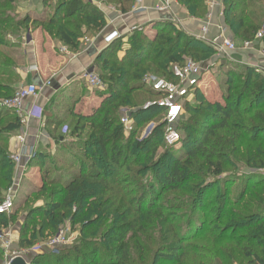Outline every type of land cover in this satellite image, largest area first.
Returning a JSON list of instances; mask_svg holds the SVG:
<instances>
[{
  "label": "trees",
  "instance_id": "trees-1",
  "mask_svg": "<svg viewBox=\"0 0 264 264\" xmlns=\"http://www.w3.org/2000/svg\"><path fill=\"white\" fill-rule=\"evenodd\" d=\"M131 2L114 0L122 13ZM176 2L192 18L207 12V0ZM14 4V0L0 1V100L11 96L20 80L17 65L1 49L7 46V36L18 38L22 31L41 29L75 52L83 37L106 24L104 14L88 0H42L51 11L37 19L18 17ZM221 14L235 40L251 42L264 22V0H222ZM151 23L114 38L96 57L94 66L104 70L98 74L105 85L97 91L100 104L85 115L72 112L76 122L72 131L67 126V133L76 135L77 152L67 171L55 172L50 180L48 168L37 191L43 205L27 211L22 234L42 236L39 218L49 230L62 224L71 203L68 193H74L81 182H99L101 190H110L109 216L95 237L80 238L57 252L47 249L29 264H264V176L255 171L264 167V77L250 65L228 62L218 82L221 100L210 101L196 88L194 101L184 104L189 115L178 124L183 129L181 153L176 155L173 147L166 146L157 154L165 145L164 123L143 138L137 133L162 109L139 107L134 94L160 98L161 93L144 83L146 74L176 81L172 66L182 64V57L202 63L214 49L173 22ZM260 43L264 49V36ZM124 107H136L130 112L133 129L128 136L120 122ZM61 123H55L52 134L57 142L65 139L54 134ZM19 128L17 115L0 106V201L13 180L8 142ZM46 156L35 152L27 164L38 166L37 160ZM237 184L231 195V186ZM96 221L89 216L80 232L84 234ZM32 244V239L21 243Z\"/></svg>",
  "mask_w": 264,
  "mask_h": 264
},
{
  "label": "crops",
  "instance_id": "crops-1",
  "mask_svg": "<svg viewBox=\"0 0 264 264\" xmlns=\"http://www.w3.org/2000/svg\"><path fill=\"white\" fill-rule=\"evenodd\" d=\"M88 1L95 4L105 16L106 24L101 30L83 37L77 51L72 52L61 42L53 40L48 35L45 36L41 29H37L35 34L29 37L27 53L24 52L25 66H17L16 68L21 79L19 83L14 85L15 88L33 83L39 89L38 97L27 99L24 103L25 107L38 105L44 111L41 120L31 118L26 128L25 143L32 146L33 153H46L56 146L52 136L56 122L65 121L66 116L72 112L88 114L100 104L101 97L97 95L99 89L89 87V92L82 94L84 88L88 87L82 78V74L87 70L95 73L94 61L100 51L111 42L107 41L109 34L116 31L119 37H123L130 34L133 27L144 24L150 25L151 22L159 20L173 22L184 29L187 34L198 38L204 22V16L202 18L190 17L177 2H172L171 7L166 11L156 10L160 0H144L138 9L131 2L128 10L122 13L111 4L94 2V0ZM50 11V7L43 6L42 0H21L15 8L18 17L30 15L36 19L45 17ZM221 30L224 35L231 37L227 33L220 10L213 9L206 37L212 39L218 36ZM147 31L150 35L155 34L152 28H147ZM63 49L68 50V53L63 52ZM258 49L259 47L255 45L246 50L238 49L231 53V61L251 67H261L264 71V57L260 55ZM259 73L264 77V72ZM46 82H49V85H46ZM205 96L208 100L212 98L206 92ZM190 100H193V97ZM216 100H221V95H215L214 101ZM52 119H54L53 122H50ZM62 124L63 122L56 126V132L60 130ZM10 146L15 148L17 143L11 140ZM16 152L13 151L12 153ZM21 185L18 190L21 189Z\"/></svg>",
  "mask_w": 264,
  "mask_h": 264
},
{
  "label": "rangeland",
  "instance_id": "rangeland-1",
  "mask_svg": "<svg viewBox=\"0 0 264 264\" xmlns=\"http://www.w3.org/2000/svg\"><path fill=\"white\" fill-rule=\"evenodd\" d=\"M20 1L21 0H14L16 6L19 4ZM94 2L100 1L94 0ZM109 4H111L114 8L118 9V7L114 4V0H112ZM44 11L47 10L44 9ZM176 27L181 28L179 25H176ZM35 31L36 30H32L30 32L22 31L18 38H11L7 36V46H1V49L4 51L6 56L10 57L17 66H25L26 58L23 57L24 52L27 53L29 46V37H32L35 34ZM41 31L44 33L45 36L47 35L45 31ZM227 31V33L231 36L230 38H232L237 45H240V43L233 38L231 33H229L228 29ZM14 39H17L15 41V44H9V41H12ZM39 41L41 40L39 39ZM254 45L259 48H263V45H261V43H257ZM120 50L121 49L119 48V51ZM119 51L116 53H119ZM187 59L194 60L195 58L187 55L181 58L182 61ZM228 62H230V60L225 55H218L215 50L207 59L204 60V62H202L204 73L202 75V81L200 82V89L206 92L209 97H212L210 101H214L215 95H221V91L218 88V82H220L222 79V70L224 71L226 70V68L228 69ZM94 71L98 75L100 72L103 73L104 70H102L100 67H96ZM146 76L151 77L152 80L155 78H163L165 80L172 81L171 76L162 77L158 75L151 76L146 74L144 78ZM19 79H21V77ZM88 90L89 87H85L82 94L84 95V93H88ZM134 96V102H136L139 107L144 105L148 101H155L159 99L144 92H136ZM193 101L194 99L190 100L189 102L192 103ZM135 109L136 107L122 108L121 117H130V112ZM70 115L66 116L65 121L62 120L63 124L61 125L60 130L54 133L55 135H59L60 137H64L65 139L61 142L54 141V143H56V146L53 147L50 151L46 152L47 156L44 159L37 160V163L39 164L38 166H29L27 164L29 160H27L26 157H23L20 161V164L18 165L19 167L17 166V173L13 168L12 182L14 181V178L16 176L18 177V179L20 178L19 187L21 185V181L22 185L20 190H18L19 187L16 190L14 207L11 213L7 216L0 217V234L2 235V237H0V264H4L6 259L12 256H21L27 262L31 261L32 258H35V256H39L40 254H43L47 251V241L50 238H53L59 232H62L66 239H68V245H71L75 241L80 240V238L89 239L95 237L97 235L100 223L104 220L105 217H108L111 212V203L108 200L110 190H101L100 186H98L100 185L99 182H81L74 193L67 192L69 196L68 199L71 201V203L68 209L66 207L65 213L67 214V217L62 224L57 226L54 230H49L46 226V223L43 222V219L39 218L38 222H41L43 224L42 236L39 235L35 236L34 238H30L29 234L27 236L22 234V228L25 222V216L27 214V211L32 207H40L43 205V201L41 200V194L37 193V191L43 184L42 178H44V174L46 173L48 168L50 169V173L49 176H47V180H50V178L55 177V172L64 173V170L67 171L68 162H70L72 155L77 152L75 149H73V140L76 139V135L72 134L71 136L69 133H64L63 131V127L67 126L70 128L71 131L73 129L74 123L76 122V118L72 116V113ZM188 115L189 113H187L183 107L182 117L180 118L179 122L182 120L185 121V118H188ZM160 122H162V115L151 117L150 121H147L146 124L141 125L137 135L141 138L147 136V134L153 130V127H156V125ZM149 127L150 129L147 132V129ZM182 130L183 129L178 126V131L180 134ZM22 132H26L27 134V131H21V129L19 128L15 132H13L12 136L10 137L8 142V151L10 155L13 151H17V153H20V151L23 150L22 147L18 144V142L13 139L15 136L17 137L18 135H21ZM83 135L84 134H82L81 137H83ZM11 140H14L17 143V146L15 148H12L10 146ZM180 147L181 144L179 143L175 147H173V149L175 150L174 152H176V155L181 153ZM165 150L166 145H161L160 148L157 149V154H160ZM238 187L239 184L231 186V195H234L237 192ZM92 189H95L94 195L86 194ZM61 198L62 197H59V200ZM74 203L76 204L74 205ZM89 216H93V218L96 217L97 221L91 228H89L87 231H85L84 234H82L80 232L81 223L84 222ZM37 230L38 227L36 228V231ZM27 239H32L33 244L27 247L22 246L21 243L23 241H26Z\"/></svg>",
  "mask_w": 264,
  "mask_h": 264
},
{
  "label": "built area",
  "instance_id": "built-area-1",
  "mask_svg": "<svg viewBox=\"0 0 264 264\" xmlns=\"http://www.w3.org/2000/svg\"><path fill=\"white\" fill-rule=\"evenodd\" d=\"M143 1L144 0H133V3L138 9L142 6ZM172 2H176V0H160V4L156 6V10L166 11L171 7ZM206 5L207 12L204 15V22L201 26L198 39L210 45L218 55L223 54L231 61V53L237 51L238 49H249L254 44L260 43L262 40L264 36V22L256 32L254 40L251 42H243L240 45H237L232 38L224 35L222 30L218 36H215L212 39L207 38L206 34L211 20L212 11L213 9H219L221 14L222 0H207ZM135 28L136 27H133L132 31ZM116 37H119V35L116 31H114L109 34V36H107V41L110 42ZM62 51L68 53V50L66 49H63ZM258 52L264 57L263 48H259ZM253 68L257 72H264L261 67ZM203 73V63L192 59H187L184 60L182 64H174L172 66V74L176 81H168L163 78H155L152 80V78L149 76L144 78V83L149 85L152 90L161 93V97L158 100L148 101L142 107L146 109L153 105H157L160 109H162L161 115L162 122L164 123L163 142L166 146L175 147L179 143L180 133L177 126L180 118L182 117L184 104L189 102L190 98L193 97V91L196 88H200V82L202 81ZM82 78L86 85L90 88H95L97 90H103L105 88L103 81L93 71H85L82 74ZM45 84L49 85V82H46ZM38 94V87L33 83H28L17 87L11 96L0 100L1 107L9 109L17 115L19 118L21 131H26L31 118L41 120L43 117L42 107L38 105H32L31 107L26 108L24 104L27 99L37 98ZM120 122L123 125L124 134L128 135L133 129V119L129 116H124L121 117ZM63 131L64 133H67L68 127H63ZM25 134L26 132H22L21 135H18L17 137L15 136L13 138L23 149L20 151V153L16 152L10 155V158L15 166L14 170L16 173L18 172L17 166L20 164L21 159L26 157V159L29 160L33 153L32 146L25 143L27 136V134L26 136ZM256 172L264 176V167L256 170ZM19 183L20 178L18 179V177L15 176L10 187H8L4 192L2 200L0 201V214L8 215L13 210L16 190L19 187ZM0 237H2L1 234ZM67 245L68 239H66L62 232H59L53 238H50L46 243L48 250L54 252H57L59 249ZM12 258L13 256L7 258L4 264H9Z\"/></svg>",
  "mask_w": 264,
  "mask_h": 264
},
{
  "label": "water",
  "instance_id": "water-1",
  "mask_svg": "<svg viewBox=\"0 0 264 264\" xmlns=\"http://www.w3.org/2000/svg\"><path fill=\"white\" fill-rule=\"evenodd\" d=\"M150 127L147 129V132L149 131ZM146 132V133H147ZM9 264H29V262H27L23 257L21 256H16V257H13Z\"/></svg>",
  "mask_w": 264,
  "mask_h": 264
}]
</instances>
